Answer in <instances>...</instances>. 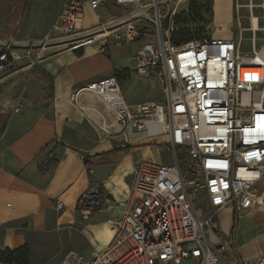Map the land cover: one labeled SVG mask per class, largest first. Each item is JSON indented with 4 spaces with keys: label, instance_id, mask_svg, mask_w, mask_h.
Listing matches in <instances>:
<instances>
[{
    "label": "built area",
    "instance_id": "built-area-1",
    "mask_svg": "<svg viewBox=\"0 0 264 264\" xmlns=\"http://www.w3.org/2000/svg\"><path fill=\"white\" fill-rule=\"evenodd\" d=\"M175 1L64 0L42 41L0 40V73L21 59L10 53L12 48L80 50L100 39L104 52L110 40L116 48L142 42L133 69L141 79L157 81L166 96L165 103L132 107L115 75L71 93L70 101L105 138L126 147L164 136L171 161L148 159L136 165L128 210L107 221L111 243L91 261L72 254L62 264H181L192 259L196 264H228L230 241H212L220 232V212L231 208L240 217L260 205L256 186L264 179L263 50L255 44L253 55L242 50L239 12L244 5L239 0L234 38L174 43V29L166 23L177 15ZM86 7L100 13L97 25H83ZM256 19L260 25L262 18ZM87 96L103 110L91 108ZM24 103L21 96L15 114ZM90 109L96 111L95 119ZM103 202L102 190H88L80 196L77 211L89 220ZM56 209L62 211L64 204L57 201ZM248 264H264V257Z\"/></svg>",
    "mask_w": 264,
    "mask_h": 264
},
{
    "label": "crops",
    "instance_id": "crops-1",
    "mask_svg": "<svg viewBox=\"0 0 264 264\" xmlns=\"http://www.w3.org/2000/svg\"><path fill=\"white\" fill-rule=\"evenodd\" d=\"M63 1L0 0V24L15 25L14 34L19 29L20 34L28 28L25 25L33 24L34 15L51 6L54 24ZM98 15L86 7L83 25H97ZM17 39L8 40L25 42ZM99 40L80 50L63 47V52L54 58H49L54 48H48L47 57H37L32 73L40 78L39 86L27 90L26 97L23 94L16 101L11 100L8 111L0 113L1 121H6L5 124L0 121V252L27 247L28 264H62L72 254L93 260L108 247L100 249V244L111 242V229L105 237L101 234L104 226H108L107 221L128 210L129 184L135 166L148 159L161 164L171 161L167 149L160 151L155 139L123 147L120 141L105 138L88 125L87 113L70 101L74 90L116 75L122 79L121 85H126V91L123 86L122 89L130 106L146 103L145 95L136 88L139 79L130 85L123 79L129 72L139 77L133 64L114 59L111 47L109 56L100 52ZM141 45L138 42L131 61ZM49 78L53 79V100ZM127 95L132 98L141 95L142 100L129 101ZM21 96L25 97V103L21 112L15 114ZM86 103L103 110L93 96H87ZM88 112L95 116L94 109ZM97 189L104 192L102 209L84 220L77 211L78 200L84 192ZM256 192L260 205L252 211L237 217L233 209L226 208L219 214L220 232L212 236V241L216 244L230 241L228 264H248L264 257V179L257 184ZM57 201L64 204L60 212L56 209ZM69 230L73 241L68 243ZM82 234L91 237L95 249L80 245L78 239ZM70 244L79 250L67 256Z\"/></svg>",
    "mask_w": 264,
    "mask_h": 264
},
{
    "label": "rangeland",
    "instance_id": "rangeland-1",
    "mask_svg": "<svg viewBox=\"0 0 264 264\" xmlns=\"http://www.w3.org/2000/svg\"><path fill=\"white\" fill-rule=\"evenodd\" d=\"M239 4L244 5V7L241 8L239 12L243 24L242 26L244 28L241 40L242 50H244L245 55L247 53H249L248 55H253L252 50L254 48V44L258 51L264 49V0H239ZM173 7L178 9L177 15L175 17L169 18L166 23L167 28L172 27L174 29L173 34H175L182 27H186L191 31V40L209 37L227 40L234 38V32L232 29L236 20V0H179V2L176 0ZM39 15H34L33 24L25 25L28 26L29 29L24 28L25 31H22L20 34L19 29L12 36L7 34L8 25L0 24V39L9 41L8 39L10 38H14L16 40L19 38L24 39L25 42H28L29 40L40 41L39 39L43 38V36L50 31L53 25V7H48L43 13ZM252 15L262 18V20H260L261 23H259V30L256 32L251 31ZM184 21L188 23L182 24ZM212 29L214 31L210 32ZM136 45H138V43L116 48L110 40L113 58H120V60L125 61L127 64H133L130 58L134 55ZM48 48H54L51 50L52 52L50 53L52 54L49 56V58H54L63 52V48H58L56 46L45 47L42 49H31L30 51H28V49L18 50L13 48L9 50L11 54L15 53V56H20L21 59L13 62L9 67H6L2 73H0V113H2V111H8L7 105L11 100L16 101L18 96L23 94H25L26 97L27 90H29L32 86H39L40 78L34 77L32 73L35 66L37 65V57H47L46 51ZM104 52L108 55L109 49ZM39 71L42 70L40 69ZM42 74L43 72H41V76ZM127 76V78L123 77V79L127 81L129 85L133 84L137 81V79H139L138 83H136V88L143 95H145L146 102L165 103L166 96L160 84L150 81H143L140 77L137 78L134 74L132 76L130 72ZM122 86L124 91H126V85L122 83ZM127 98H129V101L133 102H139L142 100L141 95H135L133 98L127 95ZM81 112L85 113L83 111ZM90 117L95 119V116L93 115H90ZM86 121L90 127H95L97 129L94 121L87 118ZM1 122H4L2 124L6 123V121ZM155 140V144L159 145V148L161 149L160 151H163L164 147L166 146V138L161 136L155 138ZM163 158L168 157L163 156ZM71 232L72 231L70 230L67 231L68 243L73 241L71 240ZM107 232L111 233L109 225H105L102 229L101 234L103 237L107 235ZM90 241L91 237L86 234H82L81 238L78 239L80 245L83 244V246H90L91 248L95 249ZM100 245V249H104L106 246H108L105 243ZM69 247L70 252L67 256H70L72 253H76L79 250L78 247V249H75L71 244Z\"/></svg>",
    "mask_w": 264,
    "mask_h": 264
},
{
    "label": "trees",
    "instance_id": "trees-1",
    "mask_svg": "<svg viewBox=\"0 0 264 264\" xmlns=\"http://www.w3.org/2000/svg\"><path fill=\"white\" fill-rule=\"evenodd\" d=\"M11 19H13L12 16ZM187 23L188 22L186 21L182 22V24H187ZM15 28H16L15 25H9L7 29V34L9 36H12L14 34ZM172 40L176 44L186 43L191 40V31L186 27H182L175 34L172 35ZM48 88L50 90V100H53V94L51 92V90L53 89V79L51 78H49L48 81ZM0 261L3 264H28L29 250L27 247H25L15 251L6 250L4 252H0Z\"/></svg>",
    "mask_w": 264,
    "mask_h": 264
},
{
    "label": "bare ground",
    "instance_id": "bare-ground-1",
    "mask_svg": "<svg viewBox=\"0 0 264 264\" xmlns=\"http://www.w3.org/2000/svg\"><path fill=\"white\" fill-rule=\"evenodd\" d=\"M178 2H179V0H178ZM251 23H252L251 31L256 32L259 29V25H258V21L254 15L251 16ZM263 55H264V49H263ZM91 113H93V111H91ZM112 239H113V233H112ZM112 239H111V241H112Z\"/></svg>",
    "mask_w": 264,
    "mask_h": 264
},
{
    "label": "water",
    "instance_id": "water-1",
    "mask_svg": "<svg viewBox=\"0 0 264 264\" xmlns=\"http://www.w3.org/2000/svg\"><path fill=\"white\" fill-rule=\"evenodd\" d=\"M181 264H196V260L195 259H192L190 261L182 262Z\"/></svg>",
    "mask_w": 264,
    "mask_h": 264
}]
</instances>
